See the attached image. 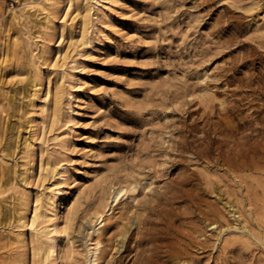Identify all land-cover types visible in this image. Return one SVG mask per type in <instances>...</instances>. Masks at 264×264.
<instances>
[{
	"label": "rangeland",
	"instance_id": "rangeland-1",
	"mask_svg": "<svg viewBox=\"0 0 264 264\" xmlns=\"http://www.w3.org/2000/svg\"><path fill=\"white\" fill-rule=\"evenodd\" d=\"M182 177L199 264H264V0H0V264H140Z\"/></svg>",
	"mask_w": 264,
	"mask_h": 264
},
{
	"label": "bare ground",
	"instance_id": "bare-ground-1",
	"mask_svg": "<svg viewBox=\"0 0 264 264\" xmlns=\"http://www.w3.org/2000/svg\"><path fill=\"white\" fill-rule=\"evenodd\" d=\"M178 144L180 143L178 142ZM238 153H241L242 155L241 150H239ZM191 183L192 181L189 177H182L171 182L168 189L160 194L157 201L145 207L146 213L135 218L134 224L137 225L136 231L129 235L127 242L134 238L135 247L144 246L141 252L140 264H199L203 261L204 257L197 259L198 256L194 258L195 256L193 257V254L191 255V253L195 247L201 246L203 250L208 248L209 237L198 239L199 236H203L202 229L205 225L204 223L207 220L209 221L213 216H215L216 220L221 225H224L226 220L224 219V215L220 208H200V203L202 202L198 195L200 192L197 191L196 195H194L191 194L190 191L188 192V190L184 189V186L190 185ZM122 191L123 190L116 193L115 199H117ZM222 200L223 193L220 192L218 201L222 202ZM177 202L185 203L183 210L184 213H187L188 215L195 216L196 210L198 211L196 215L199 217V224L192 226V232L180 229V225L178 228L174 227V219L172 216H175L174 204ZM224 205L228 206V203H225ZM227 227L230 228L229 226ZM257 241L260 242L258 239ZM124 247L125 251L130 250L127 243ZM185 259H190V263L189 261L182 262ZM122 262L123 258L120 257L117 260V264H122Z\"/></svg>",
	"mask_w": 264,
	"mask_h": 264
}]
</instances>
